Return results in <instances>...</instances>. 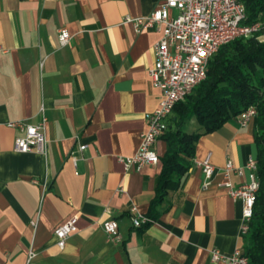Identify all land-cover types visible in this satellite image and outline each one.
Returning a JSON list of instances; mask_svg holds the SVG:
<instances>
[{
    "label": "crops",
    "instance_id": "obj_1",
    "mask_svg": "<svg viewBox=\"0 0 264 264\" xmlns=\"http://www.w3.org/2000/svg\"><path fill=\"white\" fill-rule=\"evenodd\" d=\"M161 1L0 0V264H230L214 262L211 251L243 248L242 201L220 185L221 168L226 159L241 166L256 158L254 117L246 126L231 117L200 136L189 169L154 218L132 225V205L150 211L167 142L153 143L154 165L125 171L117 159L136 152L145 113L161 97L148 70L162 32H137L126 17L149 15ZM60 27L71 34L65 46ZM41 109L45 154L15 152L22 133L7 124L35 123ZM185 128L202 131L194 119ZM206 158L215 171L205 185L194 160ZM245 179L230 173L233 188ZM110 218L119 245L102 230ZM70 219L75 229L59 248L54 230ZM30 250L36 255L28 262Z\"/></svg>",
    "mask_w": 264,
    "mask_h": 264
},
{
    "label": "built area",
    "instance_id": "obj_2",
    "mask_svg": "<svg viewBox=\"0 0 264 264\" xmlns=\"http://www.w3.org/2000/svg\"><path fill=\"white\" fill-rule=\"evenodd\" d=\"M170 10H175V15H170ZM126 20L133 23L137 32L151 28L162 32L153 46L155 61L148 70L152 84L160 89L161 97L158 106L153 111L145 113L147 127L141 133L136 152L131 156L117 158L124 170L128 171L131 167L140 168L158 162L159 156L152 149V145L167 130V118L173 106L183 101L193 88L205 79L211 58L223 45L239 37H255L260 42L264 41V20L246 24L245 6L241 0H162L149 15L138 18L126 17ZM57 35L60 46L67 45L71 39L66 27L58 28ZM0 51L6 50L0 45ZM255 115L254 107L246 108L239 115L240 126H246ZM46 124L47 117L43 109L35 123L23 120L9 122L7 124L9 127L22 133L14 138L13 150L20 153L45 154ZM84 148L83 145L79 146L80 151ZM194 164L201 168L205 185L208 184L215 166L208 158L195 159ZM221 171L224 180L220 185L227 188L231 198H239L242 201L239 235L243 238L249 229L255 196L259 189L257 159L250 157L241 166H236L232 160L226 159ZM231 172L246 177L236 188L230 183ZM130 212L134 227L151 221L147 216L140 214L134 205L131 206ZM32 225L35 223L32 222ZM101 227L107 242L115 245L122 243L118 223L114 218L104 220ZM74 229V219L67 220L55 228L54 234L59 248L64 247L66 239ZM35 255V252L30 250L27 261L29 262ZM211 259L214 262L249 264V258L241 247L235 248L230 255L212 250Z\"/></svg>",
    "mask_w": 264,
    "mask_h": 264
},
{
    "label": "trees",
    "instance_id": "obj_3",
    "mask_svg": "<svg viewBox=\"0 0 264 264\" xmlns=\"http://www.w3.org/2000/svg\"><path fill=\"white\" fill-rule=\"evenodd\" d=\"M241 1L246 24L264 20V0ZM249 106L256 109L254 143L259 189L248 232L243 236V250L249 264H264V41L255 37H239L223 45L211 58L205 79L173 106L168 128L161 136L167 142V150L146 216L154 218L166 192L175 188L187 172L199 137ZM191 119L202 127L201 132L186 130L185 125Z\"/></svg>",
    "mask_w": 264,
    "mask_h": 264
}]
</instances>
